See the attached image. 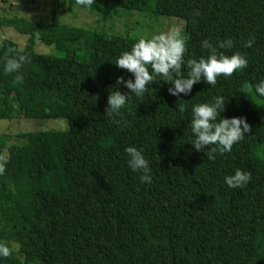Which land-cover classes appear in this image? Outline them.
<instances>
[{
	"label": "trees",
	"instance_id": "obj_1",
	"mask_svg": "<svg viewBox=\"0 0 264 264\" xmlns=\"http://www.w3.org/2000/svg\"><path fill=\"white\" fill-rule=\"evenodd\" d=\"M68 8L183 20L185 76L188 59L209 54L205 39L218 46L230 38L233 47L218 51H239L248 66L218 76L215 86L201 80L188 95H171L174 85L157 77L110 118L117 78L134 79L115 62L141 37L63 23ZM9 27L28 39L0 42V119H65L68 128L19 132L23 144L14 146L11 134H0V157L12 147L30 150L0 175V241L13 247L0 264H264V96L255 92L264 80V0H94L90 8L52 0L50 22L0 16V30ZM37 42L58 52H37ZM21 49L30 62L16 83L4 64ZM216 96L225 100L220 117H245L252 131L210 160L207 148L197 151L190 141L192 107ZM128 146L142 150L151 183L129 167ZM237 168L251 179L231 188L225 177Z\"/></svg>",
	"mask_w": 264,
	"mask_h": 264
},
{
	"label": "clouds",
	"instance_id": "obj_2",
	"mask_svg": "<svg viewBox=\"0 0 264 264\" xmlns=\"http://www.w3.org/2000/svg\"><path fill=\"white\" fill-rule=\"evenodd\" d=\"M78 5L90 8L94 0H76ZM199 14L198 12L196 13ZM188 35L182 34L180 29L154 34L151 38L141 37L130 51H124L116 60L115 64L121 69L131 73L134 79H125L120 76L116 80L117 90L110 91L105 114L108 117L119 115L122 108L135 97H143L147 93V85L162 78L164 82L174 85L169 87L168 92L173 96L191 93L193 85L201 80L215 86L218 76L230 77L237 69L247 68V58L239 51L232 55H226L218 49L232 48L233 41L228 38L213 46L207 39L202 41V46L209 49L207 57L187 60V75L182 72L185 64V53L187 51ZM255 36L245 41V47H252ZM30 62L28 54L18 50L15 55H9L4 64L5 74L16 73L15 82L23 83L24 77L21 68ZM151 69V71H150ZM123 84L129 91L121 92L118 86ZM252 92V85L247 86L246 93ZM255 92L264 96V80L255 86ZM180 112L186 110V105H177ZM225 107L222 96H216L214 103H199L192 107L191 131L193 139L192 146L197 151L207 152L205 155L210 160L216 158V153L224 154L231 152L237 142L244 139L246 133L252 131L251 125L245 117L223 118L220 112ZM219 117V119H217ZM119 123V121H116ZM128 155V165L133 171L142 172L139 179L141 183H151V169L145 159L142 150L134 146L125 148ZM6 160L0 157V175L5 171ZM251 179V172L237 168L233 175L225 177L227 185L231 188H241ZM13 253V247L8 241H0V257L8 258Z\"/></svg>",
	"mask_w": 264,
	"mask_h": 264
},
{
	"label": "rangeland",
	"instance_id": "obj_3",
	"mask_svg": "<svg viewBox=\"0 0 264 264\" xmlns=\"http://www.w3.org/2000/svg\"><path fill=\"white\" fill-rule=\"evenodd\" d=\"M51 4L52 0H27L26 2L13 1L4 3L0 0V16H24L31 20L50 22L51 21ZM62 17L63 23L75 26H85L89 28L106 29L113 33H129L138 37L151 38L154 34L161 32H168L177 29L178 23L184 28L183 20L178 18L162 17L154 23L147 18L143 19L141 15H145V10H117L109 15H99L94 11L88 9L68 8ZM142 18V19H141ZM141 19V20H140ZM12 40L17 46H22L27 43L28 36L19 33L14 28H5L0 30V42L3 40ZM63 50L69 47H61ZM35 50L43 53H57L54 46L44 45L40 42L35 44ZM68 128V122L65 119H35L22 118L13 121L0 119V134H11V143L14 145L23 144V140L17 137L19 132L32 131L37 129H55L65 130ZM28 157L30 150L22 148L18 152L16 147L6 149L1 157L6 160L4 174L12 173L15 168V161L17 155Z\"/></svg>",
	"mask_w": 264,
	"mask_h": 264
}]
</instances>
